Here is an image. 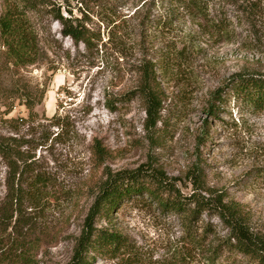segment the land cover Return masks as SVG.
Wrapping results in <instances>:
<instances>
[{
  "label": "rangeland",
  "instance_id": "obj_1",
  "mask_svg": "<svg viewBox=\"0 0 264 264\" xmlns=\"http://www.w3.org/2000/svg\"><path fill=\"white\" fill-rule=\"evenodd\" d=\"M84 2L69 0L73 16L85 9L87 26L100 31L102 41L91 49L64 36L55 18L35 14L39 61L16 73L4 62L0 43V135L20 138V151L46 179L39 204L21 208L32 215L38 236L30 264H67L99 182L108 172L141 165L163 170L185 194L191 192L187 172L197 168L205 187L245 204L251 226L264 232V110L212 98L236 72L264 71V0L255 21L221 0H206L207 14L192 12L184 0ZM119 21L122 30L115 27ZM133 41L145 42L158 63L162 53L166 57L165 73L158 75L165 99L155 126L137 94ZM24 92L34 97L31 120L18 98ZM55 113L68 128L61 136L60 127L46 120ZM96 142L108 151L101 163L92 152ZM7 171L0 157V211L9 205ZM207 223L214 243L226 235L219 219L207 214L197 220L198 231ZM93 225L121 233L127 246L114 253L88 251V264H175L184 233L179 216L147 200L125 204L110 219L98 216ZM233 259L250 264L239 255Z\"/></svg>",
  "mask_w": 264,
  "mask_h": 264
},
{
  "label": "trees",
  "instance_id": "obj_2",
  "mask_svg": "<svg viewBox=\"0 0 264 264\" xmlns=\"http://www.w3.org/2000/svg\"><path fill=\"white\" fill-rule=\"evenodd\" d=\"M76 1L82 7L86 5L84 0ZM221 1L249 21H255L256 17H259L258 11L262 0ZM184 3L192 12L207 14L206 0H184ZM61 9L66 15L61 13ZM77 10L80 11L79 17L73 16L69 0L60 1L59 4L54 0H6L3 10H0V43L4 47L1 53L4 62L10 63L11 70L18 73L40 60L39 35L36 23L31 18L34 14L50 15L55 18L61 25L62 34L76 44L81 43L86 49H91L96 40L101 42L100 31L95 32L86 24L85 9L78 7ZM110 15L111 18H115V10ZM115 24L116 28L123 29L119 25L120 21ZM107 34L109 41L112 32L108 31ZM133 43L135 44L133 49L137 54L133 65V75H137V94L144 105L149 126H155L165 99L158 75L165 73L166 57L162 53L160 55L162 61L158 63L145 42ZM104 45L102 42L101 46ZM18 98L23 100L31 120L34 115V97L29 92H24ZM212 98H218L219 102L232 99L235 104L249 110H264V71L236 72L224 83L222 89L219 88L212 94ZM212 102L214 101L208 105L210 115H214L217 110ZM18 120L10 119V122L17 124ZM46 120L53 126L60 127L61 131L56 136H61L63 131L68 129L57 113ZM19 139L16 136L0 135V157L5 160L8 170L7 193L4 199L9 203L0 211V264H30L32 262L30 250H33L38 238L35 237L36 229L31 225L32 215L23 214L21 208L25 202L31 208L39 204L46 179L41 173L36 172L33 166L35 160H32L28 152L20 151ZM92 152L98 163L104 161L108 154L98 142L93 144ZM188 172V180L191 183L189 194L183 193L178 182L159 168L141 165L134 170L106 173L105 179L97 186L90 212L74 243L73 256L67 264H88L86 260L88 251L114 253L126 247L124 235L117 231L94 227L93 219L98 216L110 219L112 214L125 204L144 200L156 203L163 212L173 213L183 222L184 233L181 236L183 240L174 250L175 264H236L234 259H229L238 255L250 264H264V232L251 226L250 211L245 204L225 200L223 193L205 187L197 168H191V172ZM203 214L209 217L216 216L227 230L226 235L217 239L215 243L210 239L212 236V231L209 230L210 223H207L201 232L198 231L196 222ZM198 254L201 257L196 259ZM196 260L197 263L194 262Z\"/></svg>",
  "mask_w": 264,
  "mask_h": 264
}]
</instances>
